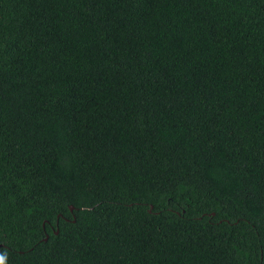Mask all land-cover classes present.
Instances as JSON below:
<instances>
[{
  "label": "trees",
  "instance_id": "16d2710c",
  "mask_svg": "<svg viewBox=\"0 0 264 264\" xmlns=\"http://www.w3.org/2000/svg\"><path fill=\"white\" fill-rule=\"evenodd\" d=\"M0 257L264 264V0H0Z\"/></svg>",
  "mask_w": 264,
  "mask_h": 264
},
{
  "label": "clouds",
  "instance_id": "9594fccd",
  "mask_svg": "<svg viewBox=\"0 0 264 264\" xmlns=\"http://www.w3.org/2000/svg\"><path fill=\"white\" fill-rule=\"evenodd\" d=\"M0 264H4V258L0 257Z\"/></svg>",
  "mask_w": 264,
  "mask_h": 264
},
{
  "label": "water",
  "instance_id": "95a60500",
  "mask_svg": "<svg viewBox=\"0 0 264 264\" xmlns=\"http://www.w3.org/2000/svg\"><path fill=\"white\" fill-rule=\"evenodd\" d=\"M71 210H73V207H71Z\"/></svg>",
  "mask_w": 264,
  "mask_h": 264
}]
</instances>
